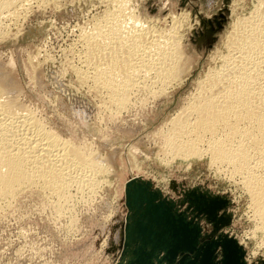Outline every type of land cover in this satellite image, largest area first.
<instances>
[{
  "label": "rangeland",
  "instance_id": "obj_1",
  "mask_svg": "<svg viewBox=\"0 0 264 264\" xmlns=\"http://www.w3.org/2000/svg\"><path fill=\"white\" fill-rule=\"evenodd\" d=\"M254 2L130 0L135 16L158 28L169 27L172 19L180 20L183 26L178 25L177 31L183 38L182 48L196 65L193 74L171 89L168 97L160 95V99L141 102L146 108L136 103V107L121 115L107 111L103 97L75 75V69L83 66L79 60L83 49L81 34L90 31L94 23L113 10L109 0L34 4L20 21L0 24V71L5 77L10 76L8 82H15L12 86L17 83L11 89L13 94L20 95V103L45 125L66 139L86 145L82 147L87 153L94 152L112 168L105 176L106 184L97 190V198H73L70 214L64 211L61 216L54 204L56 199L49 198L36 186L20 191L12 201L14 207L0 213V264H119L123 260L127 264L132 253L128 250L124 255L131 214L126 186L133 179L150 183L153 191H159L165 201L174 203L176 209L187 212L190 218L194 207L188 195L203 193L206 199L217 200L224 206L218 211V219L222 217L228 223L218 224L220 233L238 241L247 264H264V232L255 223L251 200L240 178L232 181L227 167L220 173L208 159L190 164L175 160L168 166L155 156L162 154L159 145L165 140L162 136L166 135L168 120L195 89L199 76L214 64L215 53L217 56L221 52L232 24L239 17L248 16ZM198 221L203 237L218 235L216 222L206 214ZM218 256L221 259V251Z\"/></svg>",
  "mask_w": 264,
  "mask_h": 264
},
{
  "label": "bare ground",
  "instance_id": "obj_2",
  "mask_svg": "<svg viewBox=\"0 0 264 264\" xmlns=\"http://www.w3.org/2000/svg\"><path fill=\"white\" fill-rule=\"evenodd\" d=\"M52 1L56 3V0H0V24L16 23L25 11L33 9L34 4ZM109 2L113 10H109L103 20L101 18L94 23L90 31L81 34L83 49L79 60L83 66L75 69V75L78 81L89 85L94 93L103 97L107 111L121 115L136 103H148L149 99H158L160 95L165 97L193 74L196 64L182 48L183 38L177 29L180 20L172 19L169 27L158 28L138 19L130 8V0ZM232 25L221 52L217 56L215 53L214 64L199 76L195 89L166 123V135L161 134L165 140L162 145L159 143L162 147L158 148L162 154L155 156L168 166L175 160L190 164L195 160L208 159L220 173L224 166L227 167L229 179H241L251 200L255 223L264 232V0H255L249 15L239 17ZM7 77L0 71V213L14 207L13 199L20 191L36 186L49 198L56 199L54 204L60 215L64 211L70 214L72 199L95 197L108 181L105 176L112 168L94 152L87 153L83 144L62 137L58 131L45 125L40 117L37 118L32 110L26 109L19 101L20 95L16 97L11 91L18 86L17 83L12 86L15 82H8L11 79ZM131 181L130 190L139 201L131 203L133 211L129 210L126 241L130 247L125 248L124 255L128 250L132 255L127 264L135 259L133 251L143 246L142 242L135 244L139 236L137 221L143 220V223L151 225L153 233L161 231L144 213L153 201L150 196L156 193L165 199L159 191L152 190L150 183ZM195 194L203 197L199 198L200 201L206 196L193 192V197ZM207 200L202 201L206 205L204 210L221 205L212 198ZM166 203L168 207L173 206L175 217L200 228L199 248L202 241L217 240L218 235H222L219 230L215 237H203L198 220L206 212L193 210L194 215L190 218L187 212H180L168 199ZM217 214L216 223L227 221L222 217L218 219ZM145 239L158 241L152 233H148ZM164 254V251L156 254L155 264H168L163 261ZM243 259L246 263L245 253ZM221 260L217 254L216 263ZM119 264H124V260Z\"/></svg>",
  "mask_w": 264,
  "mask_h": 264
},
{
  "label": "water",
  "instance_id": "obj_3",
  "mask_svg": "<svg viewBox=\"0 0 264 264\" xmlns=\"http://www.w3.org/2000/svg\"><path fill=\"white\" fill-rule=\"evenodd\" d=\"M132 184V181H130L126 187V201L130 211H133V208H130L131 203L139 201V198L134 196L135 194L130 190ZM188 197L189 202L194 207V211L197 210L200 213L206 212L214 222L216 213L224 207L221 204L204 210V206L206 205L202 201H208L205 197L202 201L199 198L203 199V197L196 194L194 197L193 195H189ZM133 198L135 199L133 200ZM150 198L153 201L147 205L144 213L146 217H149V220L151 218L154 224L161 228V231L153 233L154 231L153 228L151 229V225L143 223V220L137 221L136 232L139 236L135 244L138 245V243L140 244L142 242L143 246L133 251L135 259L128 264H155L154 259L157 260L156 254L163 253V251L165 252L163 261L168 264H246L243 259L244 253L238 245L237 240L227 235H220L217 240L202 241V245L199 248L198 244L201 238L200 228L193 226L190 222H186L183 218L175 217L173 215V206L170 205L168 207L166 201L162 200L158 194H152ZM195 198H197V203L195 202ZM226 224L228 223H222V225ZM215 226L216 232H218L220 229L218 223ZM127 231H129V226L127 227ZM148 233H152L158 241L145 239ZM128 247H130V243L126 241L125 248ZM147 247H150V249ZM219 251L222 252V260L220 263H216ZM179 256L181 257L178 261Z\"/></svg>",
  "mask_w": 264,
  "mask_h": 264
}]
</instances>
